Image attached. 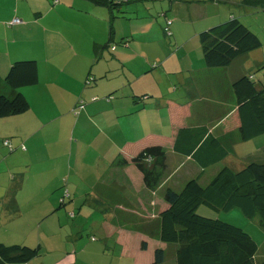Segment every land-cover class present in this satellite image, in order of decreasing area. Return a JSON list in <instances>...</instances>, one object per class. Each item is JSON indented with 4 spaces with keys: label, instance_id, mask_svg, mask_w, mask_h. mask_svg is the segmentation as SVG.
<instances>
[{
    "label": "crops",
    "instance_id": "0c3cea01",
    "mask_svg": "<svg viewBox=\"0 0 264 264\" xmlns=\"http://www.w3.org/2000/svg\"><path fill=\"white\" fill-rule=\"evenodd\" d=\"M114 1L116 8L97 0H0V76L24 59L36 60L39 74L37 84L22 88L30 108L0 118V212L16 217L21 204L33 202L27 213L46 219L57 212L58 202L66 209L68 197L76 218L84 201L104 215L91 227L100 243L86 245V250L97 251L93 257H107L113 242L120 257L116 261L114 255L111 263L151 264L156 249L162 248L161 264H177L178 244L159 239L163 197L167 188L181 190L202 167L174 150V123L207 126L217 136L227 132L228 121L238 126L233 84L242 75H253V67L264 61L263 51H258L261 47L244 54L227 67H208L204 60L190 63L203 53L200 33L212 27L204 28L210 16L205 0H168L171 13L161 0L164 20L151 13L156 8L153 0ZM130 2H136L133 12L124 9ZM233 3L247 6L244 0ZM182 4L186 14L178 11ZM220 15L218 11L211 19ZM168 25L171 34L165 32ZM135 55L136 64L130 61ZM88 76L91 84H86ZM254 78L264 80L260 74ZM172 106L186 110L174 118ZM146 138L167 149V169L154 190L146 187L134 164L118 161L121 152L131 156L136 142ZM262 138L264 133L238 140L223 160L204 169L201 183L210 182L223 166H245L259 154V162H264ZM6 139L13 150L4 145ZM170 156L178 163L174 167ZM185 166L190 171L178 177ZM211 168V179H202ZM71 186L90 192L83 197ZM57 222L62 229L59 218ZM42 226L39 234L34 230L19 241L30 246L39 241L37 245L44 243L50 251ZM46 233L58 241L51 252L62 247L67 251L50 260L41 257L42 252L25 264H78L77 241L69 245L55 232ZM4 237L0 241L6 243Z\"/></svg>",
    "mask_w": 264,
    "mask_h": 264
},
{
    "label": "trees",
    "instance_id": "16d2710c",
    "mask_svg": "<svg viewBox=\"0 0 264 264\" xmlns=\"http://www.w3.org/2000/svg\"><path fill=\"white\" fill-rule=\"evenodd\" d=\"M97 1L117 6L114 0ZM262 2L244 0L245 4L264 7ZM166 27L170 30L169 25ZM199 38L208 67H227L240 56L263 46L259 35L235 16L202 31ZM259 66L264 67V63ZM38 80L36 60L15 61L8 74L4 78L0 76V118L26 112L30 102L21 89L37 84ZM91 81L92 77L88 76L86 84ZM233 91L237 101L233 117L238 126L228 121L226 133L217 136L207 126L174 123V150L190 156L202 167L201 173L188 180L181 190L167 188L163 197L159 239L178 244L177 264H264V257H256L258 243L251 233L231 222L197 212L202 204L217 211L238 208L249 218L259 217L264 226V163L249 162L240 170L223 166L207 184L200 181L204 169L223 160L238 140L264 133V81L245 74L234 82ZM184 108L177 110L172 106L173 117L181 116ZM152 141L146 138L136 142L132 150L135 152L131 156L121 152L118 161L134 164L146 187L154 190L167 169V149ZM41 253V245L0 241V264H25ZM164 259L165 250L157 248L151 264H161Z\"/></svg>",
    "mask_w": 264,
    "mask_h": 264
},
{
    "label": "rangeland",
    "instance_id": "374dc122",
    "mask_svg": "<svg viewBox=\"0 0 264 264\" xmlns=\"http://www.w3.org/2000/svg\"><path fill=\"white\" fill-rule=\"evenodd\" d=\"M205 1H206V6L208 7V12H210V16L209 18H205L206 27L204 28H207L209 26H214L211 24L215 21L218 22V20L220 21L222 20L223 22H225V20L227 21L232 17V14L236 15L237 18H239L250 29L256 32L261 38L263 42V46L262 48L260 47L261 50H258V51H263L262 60H264V7H262L261 4L260 6L259 4H256L250 7L248 4L246 6V5H242L239 3H233V0H230L231 3L230 1L227 2L224 0L223 1L222 0H205ZM160 2L161 0H153L151 2L152 4L153 3L156 4V8L153 11H151V13L154 16H156L158 19L164 20L165 18L163 17V15H161L162 5H160ZM163 3L165 4V7L164 6L163 7L165 9H168V13H171V8L169 7V1L165 0V2L163 1ZM262 5H264V2H262ZM178 7H179L178 11L181 14L187 13V9H186V6H184V4ZM124 9L125 11L133 12L132 10L136 9V2L126 3L124 5ZM218 11H220L221 15L219 16V19L218 17H215V21H213L214 19L213 18L211 19V17L212 15H216ZM226 11H227V14H224ZM141 12H144V11H141ZM202 60H204L203 53L199 51V54H195L193 59L190 58V63L193 61L196 64H198V62ZM130 61H134V63L136 64V55ZM259 67H260L259 65L253 67V69L251 70V73L253 75L260 74L264 78V67L262 68H259ZM261 140L264 141V138H262ZM261 140L259 139L258 141H261ZM260 160L262 159H261V155L259 154L256 159H249V161L247 162H259ZM170 162L172 163L173 167L178 164L175 157H172V156H170ZM240 164L241 163H238L236 165L234 164H229V165L235 168V170H240L244 167V165H240ZM188 170L189 169L187 166L180 168L177 172V176L178 177L184 176L185 174H187ZM212 171H213L212 168L208 170V172H206L205 176L202 179H204L205 177L209 179L212 174ZM202 183H204L203 180H202ZM28 186L29 185L25 183L26 192L29 190ZM77 188H75L74 186H71V190L73 192L75 189H77L78 193L83 195V197L86 196L87 192H90V189H88L87 191H84L82 187H77ZM65 194L66 193L64 192L63 195L65 196ZM67 200H69L68 197H66V203H67L66 209L64 206L62 207L60 203L58 202L57 206L58 207L60 206V207L58 208L57 212H55L53 216H50L46 219H42L37 216H32L30 215L31 212L29 214L27 213L31 211L32 206H34L33 202H25L26 207H24V205L21 204L20 209L22 212L19 211L21 213L18 214V216L16 217H14L15 215L14 213L10 214L3 210V212H0V237L5 236L4 240H6L7 244H13V243L23 244L22 241H19L21 240L22 236H25V235L27 236L30 232L31 234L33 233H35L36 235L39 234V231L37 230H39L40 224H43V226L40 228V232H42V238L46 241V243L48 244V248L50 249V251H48L47 247L44 245V243H42L43 254L41 255V257H45L46 260H50L51 258L56 257L59 254L65 253L67 251L62 247V249H59V251L51 252L53 250V246H55L54 243H58V241L54 242V240L49 239L46 231H53L55 232V237L59 236V237L65 238L67 241H69L67 242V244L69 245L71 244L73 245V242H76V241L79 243L81 253L79 254L78 264H116V262L111 263L113 260L112 257L115 255L116 256L115 260L117 261L120 255H119V249L116 250L114 248L113 242L109 244L110 248L106 250L108 254L107 257H102V256L93 257V254H96L97 251L95 249L91 250L90 248L86 250L87 248L86 245L88 243H91V242L93 243L94 241H97L100 243L99 239L96 240V237H95L96 233L93 232L94 230L91 227L94 226L93 222L95 220L96 221L103 220V219H100L101 216H104L103 213H100V211H97L95 208L89 206L88 204L86 205V203L83 201V203H80L78 205V208H81L83 206L82 212L80 213V217H78L79 215H77V217L74 218V216H72L73 208L72 206H70ZM197 212L201 215L210 216L213 218H219V219H222L227 222H231L233 224H236L244 228L246 231L252 234V236L255 238L256 242L258 243V251L256 254L257 259L264 257V226L260 224L259 217L249 218L245 216L243 212L238 208H233L228 211L226 210L217 211V210H214L208 207L205 204L200 205ZM57 217L61 220V223L63 226L62 229H59V223L57 222L58 221ZM1 224H3L4 226L1 227ZM34 230L38 233L33 232ZM8 241L12 243H9ZM38 242L39 241H37V243ZM37 243L36 244L34 243L31 246L34 247L37 245ZM83 246H85V249L82 251ZM71 248L73 250H76L74 247H70V249ZM74 257L77 258L76 255Z\"/></svg>",
    "mask_w": 264,
    "mask_h": 264
},
{
    "label": "built area",
    "instance_id": "2783aa9c",
    "mask_svg": "<svg viewBox=\"0 0 264 264\" xmlns=\"http://www.w3.org/2000/svg\"><path fill=\"white\" fill-rule=\"evenodd\" d=\"M14 22H20V19H15ZM168 23H171V20L168 21ZM166 31L168 32V34H170V30L168 27H166ZM83 102L80 103V107L82 106ZM4 145L9 147L10 150H13V144L11 143V141L9 139L4 140Z\"/></svg>",
    "mask_w": 264,
    "mask_h": 264
}]
</instances>
